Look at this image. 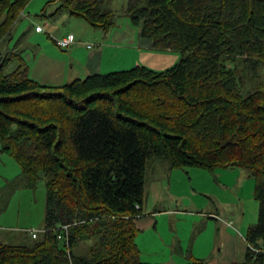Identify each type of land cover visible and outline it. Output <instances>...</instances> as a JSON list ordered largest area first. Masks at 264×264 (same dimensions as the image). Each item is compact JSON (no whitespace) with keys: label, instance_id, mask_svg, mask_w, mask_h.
I'll return each mask as SVG.
<instances>
[{"label":"trees","instance_id":"trees-1","mask_svg":"<svg viewBox=\"0 0 264 264\" xmlns=\"http://www.w3.org/2000/svg\"><path fill=\"white\" fill-rule=\"evenodd\" d=\"M107 0H60L59 11L113 26ZM29 0H0V41ZM126 14L175 65L90 74L63 85L29 76L15 52L0 55V152L26 185L45 179L42 236L0 243V264H154L142 260L135 220L144 215L147 168L245 169L255 178L258 221L243 262L264 264V86L243 94L264 68V0H130ZM11 67V68H10ZM68 225V240L59 239ZM89 243L87 256L73 252ZM190 264H206L195 259Z\"/></svg>","mask_w":264,"mask_h":264},{"label":"rangeland","instance_id":"rangeland-1","mask_svg":"<svg viewBox=\"0 0 264 264\" xmlns=\"http://www.w3.org/2000/svg\"><path fill=\"white\" fill-rule=\"evenodd\" d=\"M129 2L130 0H107L103 5V10L114 14L112 18L113 26L109 29V32L103 28L92 27L85 20H82V23H86L89 31H85L84 27H78L77 30H73L78 35V40L81 39L83 42H92L94 44L108 42L116 44L115 42H127L123 38L129 37L134 41V37L138 36L139 28L132 24L129 16L126 14ZM35 6L36 4L34 3L33 7ZM30 14L28 15V12L24 13V17H21L19 23L15 25L12 34L9 36V41H7V50L15 52L20 56L12 61L11 67L15 68L22 59L27 63L29 69H33L34 75H32L40 76V80L50 81L52 78H63L64 72H60L57 68L60 65L59 62L62 60V55L70 53V49H60L52 42V38L44 32L41 34L42 37H45L55 50L53 48L50 49V46L46 47V51L42 50L40 46L42 44L38 43L39 37H34L33 34H36L35 27L38 23L43 26L47 25V21L37 16L40 13L30 12ZM58 24L60 25L59 30L69 32L70 25H66L63 21H59ZM131 44L132 42L129 41L122 45L126 52L116 51L115 49L113 50V54L111 53L106 56L104 73L125 70L137 65H144L155 70H164L180 62L182 59L180 52L170 50H160L151 55L142 51L139 54L134 49L132 50ZM3 47L0 45V54L3 52ZM57 50L62 55H57L55 53ZM133 51L134 55H132ZM160 56L163 57L162 60ZM63 57L65 56L63 55ZM64 59L69 62L68 59ZM76 62L75 66L76 70H78L79 62ZM41 67L45 69L44 72H40ZM47 68L49 71L52 70L53 73L47 71ZM86 77L81 76V79ZM64 80H66V76ZM262 86H264V68L257 73L252 70L245 77L242 92L244 95H248L249 92ZM159 166L161 167V172H166L164 169L169 167L170 163L165 158H152L148 162L147 173L152 172L154 168L158 169ZM243 170L249 173L248 170ZM184 177L185 183L181 182L174 185L177 196L183 198H179L177 206L174 204L167 207V210L179 208L182 211L176 219L174 215L162 218L160 223L161 225H165V227L163 226L164 230L161 233L164 237L172 233V229L177 227L179 235L189 242L192 238L191 234H196V226L204 220L208 224V227L203 230V236L207 237L211 243L212 239L216 238L214 227L216 221L210 219L209 214L216 212L215 204H221L222 202L230 204L227 209L230 214L225 215L222 213L223 216L227 217L228 215V218L234 221L237 226H243L244 231L239 232L244 233V235L247 233L248 228L258 221L259 204L254 197H250V194L245 193L244 197L237 196L234 192L220 190L216 184H212L208 179L194 177L193 180H190L186 175ZM196 187L199 188H197L199 192H204V194L194 195L192 188ZM45 209V179H40L33 188L28 187L22 177V169L19 163L10 155L0 152V243L12 245L31 243L33 239L26 238L24 235L26 231L30 230H37L39 236H42L45 227ZM139 242L141 245L146 242V236L145 234L143 235V232L139 234ZM88 251L89 243L87 242H80L73 247V252L77 256H87ZM165 255L166 258L160 255V259H153V261L156 260L155 262H159L160 264L168 263L170 259H168V254ZM142 260L146 262L148 258L143 255ZM180 264H190V262L189 260H183Z\"/></svg>","mask_w":264,"mask_h":264},{"label":"crops","instance_id":"crops-1","mask_svg":"<svg viewBox=\"0 0 264 264\" xmlns=\"http://www.w3.org/2000/svg\"><path fill=\"white\" fill-rule=\"evenodd\" d=\"M34 3L36 4L35 7H33ZM59 7L60 0H29L21 12L22 17H24V13L26 12H28V15H31L30 12L40 13V15L37 16L44 18L47 21V25L42 26V24L38 23L37 26L40 25L44 27V32L47 36L52 38V42L56 46L55 38L64 37L70 33H74L76 36V42L68 48L70 49V53L67 55L63 54L65 57H63L58 50L55 51L57 55H62V60L59 62L60 65H58L57 69L60 72H64L63 78H52L50 81L40 80L41 77L33 76V69H29V76L42 84L56 86L63 85L72 82L73 80L81 79V76L104 73V61L106 56L111 53L113 54V50L115 49L116 51L119 50L126 52L122 45L129 41L132 42V50L134 49V51L139 52V54L144 51L146 54L151 55L160 51L154 48L152 39L144 38L142 36L140 28L138 36L136 35L134 37V41L129 37L125 39L123 38V40L127 42H115L116 44H113L114 42L94 44L92 42H83L81 39L78 40V35L73 32V30H77L78 27H84L85 31H89V28L86 23H82L83 19L70 16L66 11H59ZM59 21H63L66 25L71 26L69 32L59 30ZM106 31L109 32V30ZM35 32L36 34H33V36L39 37L38 43L42 44L40 45L42 50L46 51V47L48 46H50V49H54V47H52L53 45H51L45 37H42L41 34L44 32H37L36 30ZM7 41H9V37L0 41V45L4 46L1 54L10 52L7 50ZM87 43L93 44V48H88ZM134 51L132 55H134ZM64 58L68 59L69 62ZM160 59L162 60L163 57L160 56ZM76 61L79 62L78 70H76L75 66V63H77ZM37 68L38 66L36 67V70ZM44 70L43 67L40 68V72H44ZM47 71H49L48 68ZM49 72L53 73L52 70ZM65 76L66 80H64ZM160 168L161 167L159 166L158 169L154 168L152 172L147 173L146 195L143 204L144 215L135 220L136 226L139 229V234H142L143 232V235L145 234L146 236L147 242H144V244L141 245L138 236L137 243L140 249L141 258L145 255L148 258L146 262L154 264L160 263L155 262L156 260L153 261V259H160V255H163L162 257L166 258L165 254H168V259H170L169 262L165 264H180L183 260H189L191 263V261L195 259L205 260L206 264H232L234 262H243L247 250L246 234L244 235V233L239 232L244 231L243 226H237L234 221L228 218L230 213H228L227 209L230 204H227L226 202L215 204L216 212L209 214L210 219L216 221L214 226L216 238H213L211 243L208 241L207 237L203 236V230L208 227V224L204 220L196 226V234H191L192 238L189 242L179 235L177 227L172 229V233L164 237L161 231L164 230L165 225H161L160 221L165 216L174 215L176 219L182 211L179 210V208L167 210V207L174 204L177 206L179 198H183L177 196L176 191L174 190V185L181 182L185 183V175L190 180H193L194 177L208 179L212 184H216L220 190L234 192L237 196L242 197L245 196V193H248V195L250 194V197H254L255 178L243 169L238 168H217L214 171H208L196 167L182 169L171 168V166H169L164 169L166 172H161ZM197 188L198 187L192 188L194 195L204 194V192H199ZM222 213L225 215L228 214L227 217L223 216ZM35 231L39 236L37 230L26 231V234L24 235L26 238L34 239L32 237V232Z\"/></svg>","mask_w":264,"mask_h":264},{"label":"built area","instance_id":"built-area-1","mask_svg":"<svg viewBox=\"0 0 264 264\" xmlns=\"http://www.w3.org/2000/svg\"><path fill=\"white\" fill-rule=\"evenodd\" d=\"M35 30L37 32H44L45 29L44 27L38 25L35 27ZM55 42L59 48L62 49H68L70 48L75 42H76V36L73 33L68 34L67 36L64 37H58L55 38ZM88 48H93V44L88 43ZM68 225H63L61 228L62 233L58 236L59 239H66L68 240ZM37 232H32V237L35 239L37 238Z\"/></svg>","mask_w":264,"mask_h":264}]
</instances>
